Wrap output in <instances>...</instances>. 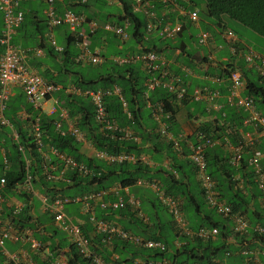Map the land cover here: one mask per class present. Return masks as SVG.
Wrapping results in <instances>:
<instances>
[{
  "label": "crops",
  "instance_id": "crops-1",
  "mask_svg": "<svg viewBox=\"0 0 264 264\" xmlns=\"http://www.w3.org/2000/svg\"><path fill=\"white\" fill-rule=\"evenodd\" d=\"M88 1L89 0H86L84 3H82L80 0H55L53 4L56 14L62 13L64 10L82 14L85 17V23L81 25L80 30L84 32H87L88 30V22L93 21L97 24L98 28L89 40L93 46V50H97L99 52V56L103 59L95 66L97 74H92L89 76V78L87 76L85 78L86 80L95 79L100 75L112 74L113 71L110 67L120 66L109 60L114 55L106 56L107 48L112 43V41L114 42L118 52L115 57L132 55L137 53L139 50V46L136 45L137 47H134L135 44L131 40L129 34L126 33L127 38L124 41H119L112 33L101 29V25L104 23L116 25L122 24V22L117 23L119 22V16L123 14L119 1L118 3L120 4L119 7L121 9V13L113 15V23L108 22L105 15H103L100 11L92 10L88 6ZM99 1L104 3L108 0ZM153 7L156 16L161 15V13L157 12L155 9L157 5L154 4ZM45 8L46 5L43 0H18V10L22 13V22L15 29L11 37V43L23 52L33 49L39 50V53L37 54L30 52L24 53L23 61L29 70L37 73L45 80L54 82L59 87H76L72 83L73 80L76 79V71L71 70L75 72L74 74L66 71V69H68V65L66 63V68H62L63 64L61 61L63 60L61 55L63 48L67 47V50L72 56L77 50L76 46L73 40L67 42L66 39L70 37L71 34L65 26H57L53 28L47 27L44 13ZM185 9L192 10L195 8H192L188 5V7ZM1 30L2 15L0 13V33ZM125 30L127 31L126 28ZM226 30H229L236 39V41L232 44H230L224 37ZM199 31H204L209 34V39L204 45H198L196 42V36ZM250 34H252L251 31L239 25H236L234 28L230 27L229 23H227L224 29H219L206 22H202L199 19L195 25L185 22L181 27L180 32L172 38H161L157 36L155 32L150 33L146 37L147 39H145V42L142 43V48L152 49L162 55L167 63L166 70L168 74L171 77L178 79V82H180L181 86L184 88L187 97L182 104L169 101L171 104L176 106V110L172 115L171 123H168V115H162L161 113L158 115L152 114L154 106L161 103H157L155 101L151 103L147 100L150 97L152 100H155V97L153 96L154 90L164 89L162 87H157L152 90V93H150L151 91H148L146 97L143 96L145 103L143 108L140 110L141 120L139 122V126L141 128L134 131L130 127H126L131 135L130 140L136 145L140 146L143 151V153L139 154L138 156H134L132 152L129 153L136 158V161H139L140 163L147 166V168H149L152 173H154V171L160 167L163 170H169L168 166L173 164L170 157H172L173 161L176 163H181L184 165L186 160H188L190 147L197 140L196 134L199 132L198 130L206 127L208 130H219L215 135H213L212 139L214 140V144L207 148L210 150L208 158L214 157L216 159L224 158L229 160L234 155L235 150L239 148L241 152V159L245 160L248 159L254 151H256L259 153L258 164L264 169V135H262L253 125L244 123V119L248 115L246 112L239 110L228 102L229 82L226 77L217 76L218 71L215 67L218 63L228 62V58L231 57L234 59V61H231L234 63V65H242L244 70H246V73L244 77L241 75L243 80V88L240 91V95L247 96V94L244 92L245 77L252 78L253 75L256 74L255 69L253 65L243 62L242 58H240L241 54L238 53V56H232L229 46H234V43L237 42V45L243 49L242 51H244V53H247L248 51L257 53V51L254 50V47L252 46L254 45V41L259 42L262 41V39L251 36ZM51 40L53 41L54 46L50 44ZM74 66L79 65L74 64ZM248 70L250 73L247 72ZM77 76L79 75L77 74ZM202 89H205L208 92H216L217 95L210 100L206 98H201L199 100L190 99V96L194 90ZM65 94L67 93H65L63 90L55 91L40 103V106L37 110H30L27 112L26 110L29 108V106L27 105L25 97L20 88L17 86L10 88V94L6 101V106L3 112V116L5 120H7L8 125L0 126V176L2 174V169L5 170L10 167V163L6 162V160L3 159V156H5L6 152L10 150V144L15 142L13 139V132H16L19 127H21L19 129L22 132H25L29 123V120H27L28 118L46 117L50 119V126L55 131V133H58L55 127L56 123L59 125V130L64 133H68V131L71 129H77L76 118L70 117L67 114V111L59 106V97ZM71 95L79 96L77 94ZM254 108L261 116L264 117V109L261 113L255 106ZM238 111H240V114H236ZM24 114H26L25 117H23ZM240 116L243 117L241 125L238 127H233L232 124L234 119ZM163 127L165 128L166 135H162L160 133V130ZM150 129L155 131L158 136L157 139H154L153 137L148 138L147 140L145 139V136L148 134L147 132ZM138 131L141 133L145 132L143 134V140H140L138 135L140 133ZM210 134H212V132ZM76 143L80 145L78 153H80L82 156L96 159L94 157L96 150L86 140L85 136L82 140L76 141ZM256 144L260 146V151L255 149L256 146H258ZM40 158L47 166L48 173L56 178L46 180L42 174L41 167L40 172L43 176V179L46 181L47 186L54 184V188L51 190L49 189L47 195H44V189L38 182L33 184L31 181L30 190L20 189L9 193L1 191L2 197L0 202V227H5L6 225L10 224L8 214L12 215V209L15 207H19L20 211L21 209L28 210L27 215L30 218L29 224L31 225V229H14L19 235L22 236V238L18 241H4L5 254L17 255L21 264H65V257L67 254L65 244L68 245L70 242L66 234L52 222L50 215L43 211L41 206V198L45 196L48 200H50L53 196L73 197L81 196L82 194H70L67 196L64 194L63 189L69 185V183H66L64 180L63 175L66 167L63 165L61 159L58 156H55L49 151L47 146H43L42 155H40ZM28 160L29 159L26 160L28 163L27 167L30 166ZM104 163L108 164L106 162ZM237 166L238 164L234 167L236 168ZM57 167L60 169H57ZM184 171L190 173V171H187L186 169ZM244 173L245 170L242 169L239 170L237 174L240 176V178H243ZM237 174L236 178H238ZM154 178L163 179L162 175L158 173L153 176V179L144 180H154ZM189 180L191 183H197L198 190H200L196 175L189 176ZM113 187L116 188V194L120 196L125 197L127 194L133 195L134 198L138 200L139 205L141 197H143L145 200L151 199L145 194L140 195L141 197H138L135 193L131 192L132 188H141L136 185L128 187L120 186L119 183H114L108 186L106 189ZM192 187L193 185L190 186L189 189L192 190ZM1 188L2 186H0V189ZM144 190L153 196V193L150 190ZM90 192L93 191L91 190ZM86 193L88 192L83 191V194ZM243 193L246 195L245 200L248 203L244 218L248 219L251 225L261 224L264 226V211L261 207V201L257 188L253 183L252 185H247V181L244 179ZM116 194H105L100 199L91 200L88 202L67 204L72 205L73 209L68 212L69 215H66L65 213L63 214L69 218L73 224L79 225L81 233L90 241L94 236H96L92 233L91 223L89 221L91 217L96 219L103 217L113 220L120 225L123 223L129 224L125 217L123 218L118 217L117 215H110L108 213L109 210L105 211L100 207L101 203L106 204L108 202L114 201ZM67 205L63 207L62 212ZM139 207L141 211V205ZM209 211L210 210L205 207L201 213H204L205 215L210 214ZM141 212L147 217L148 220L146 213L143 211ZM194 216L196 217V219H194L195 224H198V219H200V216ZM214 219L219 221L221 225L227 226L225 230H228V228L231 230L233 223L229 219L222 217L218 219L217 215H215ZM224 220H226V222ZM33 223L36 225L34 228ZM147 223H149V220ZM29 238H34L39 242L40 248L38 250H33L30 248ZM226 243L229 246V255L227 254V256L223 257L222 261L219 263L227 264L226 261L230 262L237 260L236 263L231 264H245L246 261H249V264H264V242H260V240L258 241L256 238L254 240L250 229L247 230L246 234L242 238H229L227 239ZM178 244L179 241L174 242L175 247L179 246ZM94 248L95 247H93V249ZM104 249L106 251L105 253L108 254L107 259L112 260L113 258H116L118 260L117 255L111 251V246L109 243H105ZM243 250H247V253L243 254ZM139 261V259H135L129 264ZM0 264H7L4 258V253L2 252H0Z\"/></svg>",
  "mask_w": 264,
  "mask_h": 264
},
{
  "label": "trees",
  "instance_id": "trees-1",
  "mask_svg": "<svg viewBox=\"0 0 264 264\" xmlns=\"http://www.w3.org/2000/svg\"><path fill=\"white\" fill-rule=\"evenodd\" d=\"M118 1L121 4L123 14L119 16V22L117 23L122 22L123 24V22L127 20L129 26L131 27V33L129 32V35L135 44L134 47L137 45L139 46V49L154 51L152 49L142 48V43L145 42V39H147L146 37L148 36L144 31L145 17L142 14L131 12V0L129 1L130 4L125 0ZM172 1L183 8H187L188 5L195 8L193 0ZM201 1L202 9L201 11H197L198 20L200 19L202 22H206L219 29H224L226 24L229 23V21H232L237 25L248 29L256 37L264 39V0ZM183 2H186V4ZM156 5V11L162 13L163 6L159 3H156ZM152 11L154 12V10ZM161 15H159L160 17L156 16V19L161 24H165L166 22L173 23L174 21L179 20L182 27L183 24L187 22L184 18H180L172 12H165L164 15ZM95 31L88 34V47L91 50H93V46L91 45L89 39ZM66 40L67 42L73 40L75 44V40L71 35ZM234 46L237 48V52L239 54L244 53V51H242L243 49L237 45V42L234 43ZM253 46L258 48L254 50H258L257 54L259 53L258 55L264 59V53L262 52L261 45L255 44ZM154 52L158 53L157 51ZM76 53L77 50L75 54L71 56L67 47L63 48V52L61 53L63 57V60H61L63 64L62 68H66V63L67 65L76 64L74 62ZM240 58L242 57L240 56ZM231 61H234L232 57L228 58V62L218 63L215 66L218 71V77H226L228 71L231 70H238L243 77L245 76L246 70H244V67H242V65H234ZM110 68L113 71L112 74L100 75L97 78L90 80H86L85 78L87 76L89 78L92 74H83L76 71V79L73 80L72 83L80 90L108 88L112 85L117 86L120 89L124 101L126 102V112L130 113V117L126 116L125 111L122 109L117 97L106 96L103 99L106 118L113 122L119 130L130 127L132 130L136 131L141 128L139 126V122L141 120L140 110L143 108L145 103L143 95L144 82L147 76L141 70L139 63L111 66ZM66 71L73 74L75 73L69 70V67ZM247 72H249V70ZM95 73L97 74V71H95L94 74ZM77 74L79 76H77ZM52 83L55 84L54 82ZM179 85H181L180 82ZM244 92L252 99L254 106L262 113L264 109V83L259 79L257 74H254L252 78L245 77ZM150 93H152V91ZM153 96L155 97V100H152L151 97L147 100L151 103L153 101L161 103L163 110L168 113L167 122L171 123L172 115L176 110V106L169 102L172 96L165 89L154 90ZM186 97L187 95L182 101H180L179 104H182L183 101L186 100ZM59 106L65 109L70 117L76 118L77 129L84 134L86 140L95 150L105 152L109 155L132 152L134 156H138L143 153L142 148L130 139L120 138V132L119 134L114 133L113 138H110L106 134L102 135L99 133L93 120L92 107L87 98L83 96L65 94L59 97ZM30 110L31 108L29 107L26 111L28 112ZM237 113L240 114V111L236 112V114ZM30 119L31 118H28L27 120ZM38 119L43 131V146L51 147L57 153L72 158L76 163L82 164L89 172V174L85 176H80L75 170L66 168L63 175L64 179L69 181V185L63 189V192L71 191V195H81L83 194V191L90 192L91 190H104L114 183H119L120 186L132 187L135 185L136 180L153 179V176L159 173L162 175L163 179L154 178V180L160 185L166 196L172 197L179 202V210L185 221L186 229L195 231L201 226L205 228L215 227L217 229V234L213 238L206 240L179 234V232L172 226V221L169 214H167L166 208L157 201L154 195L152 196L149 194L152 200L149 198L150 200H145V203H147L151 209L150 214L146 213L145 210L142 209L144 203L140 199L141 211L146 213L149 223H142V221L138 220L133 214H130L127 209L108 211V213L110 215H117L118 217H125V219H127L129 224L123 223L120 225L118 223L125 231H128L133 235L141 236L145 239L160 241L165 248L163 251L144 249L135 247L128 241L114 238L109 240V244L111 246V251L118 257L115 264H129L135 259L150 263L164 262V264H216L221 262L223 257L227 256V254L229 255V246L226 243L227 239H237V237L242 238L246 234L244 233L239 235L232 233L229 228L228 230H225L227 226L221 225L219 221L214 219L216 213L212 210L209 211L210 214L205 215L204 213H201V211H203L205 207L208 208V206L203 201L202 194L201 191L198 190L197 183H191L189 180V176H197V173L189 159L186 160L183 165L181 163H176L173 161V158L170 157L173 164L168 166L169 170H163L160 167L156 169L154 173H152L147 166L139 161L111 165L105 164L102 161L94 158H88L78 153L80 145L68 135L60 136L58 133H55L50 126V119L46 117H40ZM242 119L243 117L241 116L236 117L232 126H240ZM19 128L15 132L17 134L16 141L10 144V150H8L5 156H3V159L10 163V167L5 170L2 169L0 177L3 178V185L0 189V197H2L1 191L9 193L19 190L17 186L21 184L26 173L30 176L31 183L35 184L38 182L44 189V195H47L49 189L51 190L54 188V184L47 186V183L43 179L40 172L42 159L31 143V139L28 137L27 132H22ZM198 131L213 138V135H215L219 130H208L205 127ZM211 132L212 134H210ZM139 133L140 134L138 135L140 140H143V134L145 132ZM147 133L148 134L145 136L146 140L151 137L154 139L158 138L157 134L152 129L148 130ZM19 148H21V150H19ZM255 149L260 151V146H256ZM209 151L210 150L208 149L205 150L206 174L214 184L217 197L230 207L231 214H236L244 218L248 203L245 200L246 195L243 193V180L245 179L247 181V185H252L253 183L252 173L250 169H247L249 168L246 164L247 159H240L238 166L235 168L228 162V159H216L214 157L208 158ZM27 159H29L28 161L30 163V166L28 167L25 165ZM57 169L60 168L57 167ZM185 169L190 171V173L184 171ZM242 169L245 170V173L243 174V178H240L237 173ZM31 170L32 172L30 173ZM236 174L238 178H236ZM192 185V190H190L189 188ZM27 211V209H21V211L16 215L8 214L10 219L9 222L14 229H31V225L29 224L30 218L27 215ZM187 213L191 214L192 217L194 215L200 216V219H198L199 223L195 224V220H189L186 216ZM224 221L226 222V220ZM34 226H36L35 223H33V228ZM252 235L254 240L256 238L258 241L260 240V242L263 241V238L258 237L255 233L252 232ZM175 241H179V246L175 247ZM90 243H92L93 247H95L94 249L92 248V250L104 261H108V254L105 253L106 251L104 249L105 243L101 242V237L94 236L90 240ZM65 246L67 249L65 264H92L89 259L80 257L73 245L65 244Z\"/></svg>",
  "mask_w": 264,
  "mask_h": 264
},
{
  "label": "built area",
  "instance_id": "built-area-1",
  "mask_svg": "<svg viewBox=\"0 0 264 264\" xmlns=\"http://www.w3.org/2000/svg\"><path fill=\"white\" fill-rule=\"evenodd\" d=\"M45 8L46 25L48 28L57 26H65L73 39L75 40V46L77 53L74 57V62L78 65H97L103 58L99 56L97 50H91L88 47V34L94 32L97 29L95 22H88V30L84 32L80 30V27L85 23V17L82 14L74 13L69 10H64L62 13L56 14L54 9L55 0H43ZM84 3L85 0H80ZM159 3L163 6L164 15L165 12L175 13L178 17L184 18L188 23L195 25L198 22L197 10H186L172 0H131L130 10L132 13H140L145 17L144 31L146 35L155 32L157 36L161 38H172L178 34L181 30V23L179 20L173 23L166 22L161 24L157 19L155 13L152 11L154 4ZM0 13L2 15V30L0 33V126L8 125L7 120L3 116V112L6 106V101L10 94V88L17 86L22 91L27 105L31 110H37L40 103L43 102L51 93L59 90H63L67 94H77L88 99L93 113V120L97 126V131L102 135L106 134L110 138H113L114 133L119 134L122 139H130L131 135L127 129H117L116 125L106 118L105 109L103 106V99L106 96H115L118 98L122 109L126 110V102L124 101L120 89L117 86H111L108 88L99 89H84L80 90L76 87L70 86L67 88L59 87L50 81L43 79L37 73L29 70L24 64L23 56L24 53H39V50L33 49L23 52L15 47L11 43V37L15 29L22 22V13L18 10V0H0ZM129 26L127 20L122 25H116L111 23H104L101 25V29L112 33L119 41H124L127 38L125 27ZM224 37L230 44L236 41L234 35L226 30ZM209 39V34L204 31H199L196 36V42L198 45H204ZM50 44L54 46L53 41ZM231 55H238L236 48L233 45L229 46ZM243 62L246 64L253 65L255 72L259 79L264 83V59L261 58L257 53L248 51L240 55ZM111 62L117 65H125L131 63H139L141 70L146 74L147 78L144 82V97L148 91H152L157 87L165 89L172 97L171 102L180 103L185 98V90L179 85L178 79L171 77L167 70V63L160 53H156L151 50L139 49L137 53L126 56H112ZM226 79L229 82L228 85V102L246 112L248 115L244 119V123L253 125L259 132L264 135V117L261 116L254 108L252 99L249 96H241L240 91L243 88V80L241 73L238 70L228 71ZM218 81V80H217ZM216 92H208L205 89L194 90L190 96L192 100H199L201 98L212 99L216 96ZM126 113L127 117L130 114ZM168 115L165 112L161 104L154 106L152 112L153 115ZM26 114L23 115L25 117ZM27 134L31 139V143L36 149L39 155H42L43 149V131L40 126L38 117L31 118L28 121ZM56 130L60 136L68 135L76 141H80L84 138L82 132L77 129H71L68 133L61 132L59 130L58 123L55 124ZM162 135H166L165 128L160 130ZM13 139L16 141L17 134L13 132ZM196 142L190 147L188 159L193 165L196 173L203 201L212 209L216 214L223 218H227L232 221V232L236 234H243L248 229L255 233L258 237L263 238L264 241V227L261 225L249 226L248 222L242 217L231 214L230 207L217 197V193L214 188L212 180L206 174V161H205V150L214 144V140L204 135L203 133H197ZM49 151L55 156H58L63 165L66 168L75 170L78 175L85 176L89 174L88 170L82 165L76 163L72 158L63 154L57 153L51 147H48ZM21 150V148H19ZM240 149L235 150L234 155L229 159L231 165L239 163ZM94 157L100 161L111 163H123V162H134L136 158L129 153H118L116 155H109L102 151H95ZM259 153L254 151L251 156L247 159L246 164L250 168L253 176V183L259 192V198L261 201V207L264 211V169L258 164ZM42 174L46 180L56 179L47 171V166L42 162ZM26 166L28 163L26 162ZM61 176V173H60ZM66 183L68 180L64 179ZM31 178L26 173L25 178L17 188L23 190H30ZM3 185V178H0V186ZM135 185L147 190H150L157 201L166 208L167 213L172 221V226L179 232L188 237H196L203 240L211 239L217 234L215 227L205 228L199 227L195 231H190L185 227V221L182 214L180 213L179 202L169 196H166L160 185L155 180H142L138 179ZM115 193L116 188H109L106 190L88 192L81 196L65 197V196H53L48 200L45 196L41 198V206L43 211L48 213L51 217L52 222L62 230L70 244H72L77 254L82 257L89 259L92 264H115L116 258L112 260L104 261L92 248L93 244L90 243L89 239L85 237L77 224H73L69 218H67L62 209L65 205L77 202H88L91 200L100 199L105 194ZM1 202V197H0ZM139 202L134 198L133 195L127 194L125 197L116 194L115 200L108 203H101L100 207L107 211H116L121 209H128L142 223H147V217L140 211ZM20 212L19 207L12 209L11 214L16 215ZM92 233L96 236L101 237L102 243H109V240L117 238L120 240L128 241L135 247L163 251L164 245L160 241H154L145 239L143 237L135 236L128 231H125L119 224L113 220L106 218L96 219L90 218ZM22 236L19 235L11 224L5 227H0V252L4 253V258L7 264H21L19 258L15 254H5L4 241H18ZM30 248L38 250L40 244L36 239H30ZM243 254L247 253V250L242 251ZM132 264H164V262L150 263L140 260L139 262ZM221 264V263H216ZM245 264H249L246 261Z\"/></svg>",
  "mask_w": 264,
  "mask_h": 264
},
{
  "label": "rangeland",
  "instance_id": "rangeland-1",
  "mask_svg": "<svg viewBox=\"0 0 264 264\" xmlns=\"http://www.w3.org/2000/svg\"><path fill=\"white\" fill-rule=\"evenodd\" d=\"M125 1L129 2V0H125ZM193 1L195 3V6H194L195 10L197 9V11L198 10L201 11V9H202V1L201 0H193ZM88 2H89L88 6L92 10L100 11L103 15H105V17H106L108 22H112L113 21L112 20L113 19V15H117V14L121 13V9L119 7L120 4L118 3V0H108V1H105L104 3L100 2L99 0H89ZM183 3L186 4V2H183ZM229 25H230V27H234L235 28L237 24L235 22L229 21ZM125 28L127 29V31L125 30L127 34H129V32L131 33V27L130 26H126ZM250 35L251 36H255L253 34H250ZM253 41H254V37H253ZM255 44L261 45L262 52L264 53V39H262V41H259V42L254 41V45ZM253 47H254V49H258V48H256V46H253ZM117 53L118 52H117V49L115 47V44L112 41V43L107 48L106 56H108V55H114L115 56V55H117ZM89 66H91V67H89ZM95 66L96 65H90V64L79 65V66L68 65L69 70L78 71V72H81L83 74H86V73L94 74V72L96 71L95 70V68H96ZM131 192L135 193L136 196H138V197H141L140 195H143V194H145L147 197H150L149 192H147L146 190H144L142 188H137V187L132 188ZM71 193H72L71 191H65L64 192V194L66 196L70 195ZM141 200L144 203L143 206H142V209L145 210L146 213L150 214L151 213V209L149 208L148 204L145 203V199H143V197H141ZM74 206H77V205H74ZM72 209H73L72 205H67L65 207V209L63 210V213H65L66 215H69L68 212L71 211ZM186 216H187V218L189 220L196 219L195 216L192 217V215L189 214V213H187ZM218 219H220L219 216H218ZM236 262H237V260H233V261H230V262L226 261L227 264L236 263Z\"/></svg>",
  "mask_w": 264,
  "mask_h": 264
},
{
  "label": "clouds",
  "instance_id": "clouds-1",
  "mask_svg": "<svg viewBox=\"0 0 264 264\" xmlns=\"http://www.w3.org/2000/svg\"><path fill=\"white\" fill-rule=\"evenodd\" d=\"M86 1V0H85ZM78 65V64H77ZM99 89V88H98ZM126 111V110H125ZM128 113V112H127ZM126 114V113H125ZM130 114V113H129ZM81 132V131H80ZM199 133V132H198ZM196 136H197V134H196ZM228 162H229V160H228ZM238 164V163H237ZM236 164V165H237ZM233 166H235V165H233ZM27 167V166H26ZM203 198V197H202ZM208 209H210V208H208ZM210 210H212V209H210ZM213 211V210H212ZM214 212V211H213ZM215 213V212H214ZM216 215H218V214H216ZM220 216V215H219ZM221 217V216H220ZM223 218V217H222ZM243 218V217H242ZM225 219H227V218H225ZM243 219H245V218H243ZM247 222H248V224H249V226L250 227H252V226H254V225H251L250 223H249V221L247 220V219H245ZM255 225H260V224H255ZM261 226H263V225H261ZM264 227V226H263ZM249 230V229H248ZM231 232H232V227H231ZM247 232V231H246ZM245 232V233H246ZM232 233H234V232H232ZM236 234V233H235ZM244 234V233H243ZM72 245V244H71Z\"/></svg>",
  "mask_w": 264,
  "mask_h": 264
}]
</instances>
